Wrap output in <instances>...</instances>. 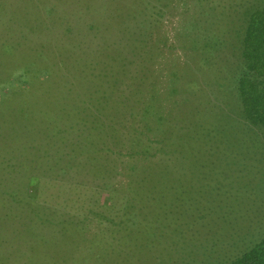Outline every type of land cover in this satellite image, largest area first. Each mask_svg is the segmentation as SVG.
<instances>
[{
	"label": "rangeland",
	"instance_id": "rangeland-1",
	"mask_svg": "<svg viewBox=\"0 0 264 264\" xmlns=\"http://www.w3.org/2000/svg\"><path fill=\"white\" fill-rule=\"evenodd\" d=\"M49 1L0 0V156L11 157L24 169L35 157V149L27 146L35 127V75L43 74L44 85L51 81L45 13ZM105 1L115 3L127 20L125 9L133 6L131 0ZM166 1L153 93L146 96L149 111L142 120L152 131L169 128L174 143L165 139L167 154L151 159L150 150L158 145L148 143L152 131L134 130L129 148L134 155L107 166L112 187L104 189L96 178L90 179V186L41 179L35 187L29 181L35 178L32 173L17 172L16 185L8 186L11 192L42 204L54 222L66 212L75 218L62 241L58 235L51 237L52 222H43L41 228V222L32 221L26 235L5 233L4 228L13 230L12 223L23 221L18 215L26 211L11 204L7 211L1 205L5 188L0 182V215L12 224H0V242L15 237L25 250L30 237L38 241L37 250L24 261L0 254V264H215L230 260L264 236V130L249 129L240 114L234 118L224 69L227 55L221 61L218 50L189 48V42L205 43L196 24H190L196 16L192 1ZM236 14L229 17L230 25ZM213 15L217 19L220 13ZM110 20L112 37L120 41L119 20ZM150 25L145 22L144 34L153 29ZM123 64L117 56L109 68ZM137 151L143 157L135 155ZM69 171L64 169V175ZM0 177L6 178L2 170ZM21 185L26 189L20 192Z\"/></svg>",
	"mask_w": 264,
	"mask_h": 264
},
{
	"label": "trees",
	"instance_id": "trees-1",
	"mask_svg": "<svg viewBox=\"0 0 264 264\" xmlns=\"http://www.w3.org/2000/svg\"><path fill=\"white\" fill-rule=\"evenodd\" d=\"M64 1L50 0L45 9L49 17L46 29L52 50V73L47 85H44L42 73L35 75V127L27 145L35 149V157L24 169L11 157L0 156V170L7 178L0 177L5 188L1 205L7 211L10 204L26 211L25 215H18L23 216L22 222L12 223L13 230L3 229L10 235H26L31 222L37 220L41 222V228L43 222H52L51 237L58 235L62 241L75 222L67 212L60 221L54 222L42 204H33L28 195L18 196L11 192L8 186L16 185L13 180H17V172L26 174L28 170L32 173L30 175L35 178L29 181L35 187L41 179L90 186V179L96 178L100 188H109L112 181L107 166L116 160L120 162L123 156L134 155L129 151L131 140L136 136L134 130L143 127L148 129L147 133L152 131L151 125L148 127L142 117L149 111L145 100L149 93H153V69L160 53L158 32L169 2L131 0L133 6L125 9L126 20L115 3L105 0ZM191 1L196 16L192 17L190 24H196L198 35L205 43L189 42V48L218 50L215 52L220 54L221 61L224 53L227 55L228 65L224 69L230 83L232 109L236 111L232 112L234 118L240 114L243 125L264 130V0ZM213 11L220 13L217 19ZM234 12H237V20L230 25L229 17ZM110 17L119 20L116 32L121 33L120 41L118 36L112 37L114 30ZM145 22L148 26L152 23L150 29H153L144 34ZM193 30L194 27L188 28L186 36ZM115 41L117 48L113 44ZM118 49L123 54L121 57ZM117 56L124 64L110 69ZM168 129L152 131V141L147 139L148 143H158L149 149L154 151L151 159L167 154V139L174 143ZM113 131L120 132L127 137L126 140ZM135 155L143 157L139 151ZM69 168L68 176L64 175V169ZM143 183V180L139 181L141 187ZM26 185H21L20 192L26 189ZM90 212L95 213V210ZM6 219L9 220L0 215V224L12 225ZM1 243L0 254L10 261H24L27 254L38 248V241L32 237L26 241L25 250L15 237L2 238ZM249 246L230 260L215 264H264V236Z\"/></svg>",
	"mask_w": 264,
	"mask_h": 264
}]
</instances>
